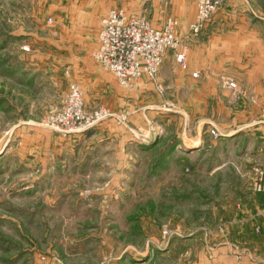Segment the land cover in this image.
<instances>
[{
  "label": "rangeland",
  "instance_id": "rangeland-1",
  "mask_svg": "<svg viewBox=\"0 0 264 264\" xmlns=\"http://www.w3.org/2000/svg\"><path fill=\"white\" fill-rule=\"evenodd\" d=\"M138 3L0 0V264H264V198L253 188L264 168V80L254 97L264 0H224L198 34H240L226 40L219 114L175 83L198 35L195 17L184 29L172 10L180 3L187 18L197 0ZM115 8L159 29L175 20L186 66L169 51L155 79L120 86L93 58ZM72 84L87 115L103 112L65 134L45 119ZM199 133L201 144L188 141Z\"/></svg>",
  "mask_w": 264,
  "mask_h": 264
},
{
  "label": "built area",
  "instance_id": "built-area-1",
  "mask_svg": "<svg viewBox=\"0 0 264 264\" xmlns=\"http://www.w3.org/2000/svg\"><path fill=\"white\" fill-rule=\"evenodd\" d=\"M224 0H197V10L189 30L198 35L205 27L211 15ZM177 22L168 19L163 28H155L144 17L130 13L125 8L109 10L101 19L97 34V48L93 54L94 60L101 67L114 75L122 87H133L142 78L153 80L169 51L175 52L176 60L186 66V51L179 49L175 37ZM197 74L194 73L195 77ZM231 90L237 89L234 80L225 81ZM82 92L78 85L69 87L66 101L62 108L45 119L48 127L62 133L78 132L92 125L94 117L100 113L87 115L84 111ZM215 139L219 133L211 131ZM253 188L264 195V168L255 169Z\"/></svg>",
  "mask_w": 264,
  "mask_h": 264
},
{
  "label": "crops",
  "instance_id": "crops-1",
  "mask_svg": "<svg viewBox=\"0 0 264 264\" xmlns=\"http://www.w3.org/2000/svg\"><path fill=\"white\" fill-rule=\"evenodd\" d=\"M172 1L173 0H152L154 6L159 11L163 10L162 6H165L168 2L171 4ZM138 2L139 5H146L145 0H138ZM176 7L177 10L173 8L172 12L177 13L176 16L180 21L182 28L185 29L195 17L196 3L192 4L190 15L187 18L183 15L184 6L178 3ZM128 11L130 13L141 16V14L133 12V10ZM183 34L184 36H186V31ZM200 35L192 37V40H189L188 44H185L188 47L189 51V55L187 56V61L189 58V62L187 65L188 70L181 76H176L177 82L175 83L177 84V86H180L181 89H186V95L188 97H191L192 104L206 105L209 104L212 100V102L217 107V114H219L220 104H224L226 95L223 84L226 65V40H229L231 37L234 38L236 35L240 36V34L235 32L219 33L218 31H206L201 33ZM169 53H172L173 58H175V54L173 51ZM194 73L197 74L195 76L196 78L193 76ZM257 78L258 79L255 85L256 87L254 97L258 100V88L260 87V83H262V81L264 80V77L258 76ZM258 104L260 107H264V99L259 100ZM213 113H215V111H213ZM200 117H203L201 119L205 118L202 115ZM201 139L203 138L199 133V135H197V140L191 141L189 139L188 141L193 143L195 142L197 145H199L201 144ZM259 194L264 198L263 194ZM200 264L208 263L205 261H201Z\"/></svg>",
  "mask_w": 264,
  "mask_h": 264
}]
</instances>
